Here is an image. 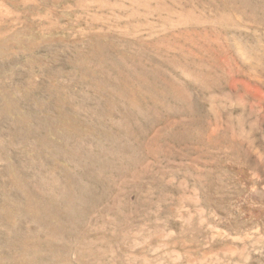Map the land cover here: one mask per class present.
Wrapping results in <instances>:
<instances>
[{"label": "rangeland", "instance_id": "obj_1", "mask_svg": "<svg viewBox=\"0 0 264 264\" xmlns=\"http://www.w3.org/2000/svg\"><path fill=\"white\" fill-rule=\"evenodd\" d=\"M242 58L264 0H0V264H264Z\"/></svg>", "mask_w": 264, "mask_h": 264}, {"label": "bare ground", "instance_id": "obj_2", "mask_svg": "<svg viewBox=\"0 0 264 264\" xmlns=\"http://www.w3.org/2000/svg\"><path fill=\"white\" fill-rule=\"evenodd\" d=\"M247 49H248V47L246 45H244V46L238 45L237 46V50L239 53L246 51ZM242 62L245 65H246V62L249 64V66H247L249 68L248 72H246L247 75L250 76V78L252 80H254L257 83H259L260 85H262V88L264 89V74L262 73V71L260 69V63L256 59H244V58H242ZM228 95L232 99L231 102L240 107V109H239L240 115L245 116L248 119H250L253 122L251 127H254L255 129L261 131L260 126H261V123L263 121V116H261V114H260L261 111L256 107V105H254V103H252V104L250 103L251 105H249V99H248L249 97L247 98L248 95L245 93H239V91H237V90L236 91H233V90L228 91ZM254 97L256 99H258L262 104H264V92L261 95L255 94ZM234 98H235V101H234ZM232 103H231V105H232ZM247 138L249 141L248 144H250L253 147L254 153L258 156H262V154H264V153L262 152L261 148H259L255 144V138L253 137V135H251V133H249ZM261 139L264 140V131L263 130L261 132ZM242 144H243V142H242Z\"/></svg>", "mask_w": 264, "mask_h": 264}]
</instances>
